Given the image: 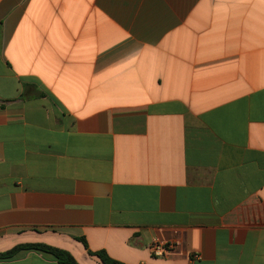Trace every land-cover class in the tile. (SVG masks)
I'll list each match as a JSON object with an SVG mask.
<instances>
[{
	"label": "crops",
	"instance_id": "1",
	"mask_svg": "<svg viewBox=\"0 0 264 264\" xmlns=\"http://www.w3.org/2000/svg\"><path fill=\"white\" fill-rule=\"evenodd\" d=\"M22 244L264 264V0H0V253Z\"/></svg>",
	"mask_w": 264,
	"mask_h": 264
},
{
	"label": "trees",
	"instance_id": "2",
	"mask_svg": "<svg viewBox=\"0 0 264 264\" xmlns=\"http://www.w3.org/2000/svg\"><path fill=\"white\" fill-rule=\"evenodd\" d=\"M22 250H36L52 255L59 264H78L71 253L65 250L54 248L46 244H22L13 249L0 253V260L10 259ZM100 258L103 264H121L110 259L105 253L92 254Z\"/></svg>",
	"mask_w": 264,
	"mask_h": 264
},
{
	"label": "built area",
	"instance_id": "3",
	"mask_svg": "<svg viewBox=\"0 0 264 264\" xmlns=\"http://www.w3.org/2000/svg\"><path fill=\"white\" fill-rule=\"evenodd\" d=\"M172 248H173L172 244L158 240L152 242L148 247L151 256L154 258L167 257L169 252L172 250Z\"/></svg>",
	"mask_w": 264,
	"mask_h": 264
}]
</instances>
